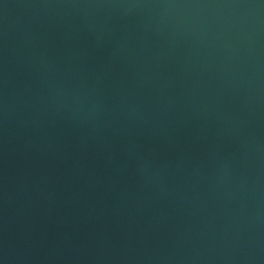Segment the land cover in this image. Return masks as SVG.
Instances as JSON below:
<instances>
[{
  "label": "water",
  "instance_id": "1",
  "mask_svg": "<svg viewBox=\"0 0 264 264\" xmlns=\"http://www.w3.org/2000/svg\"><path fill=\"white\" fill-rule=\"evenodd\" d=\"M0 264H264V0H0Z\"/></svg>",
  "mask_w": 264,
  "mask_h": 264
}]
</instances>
